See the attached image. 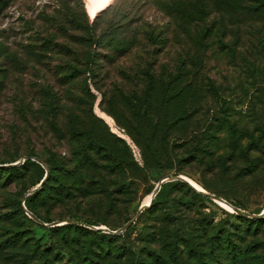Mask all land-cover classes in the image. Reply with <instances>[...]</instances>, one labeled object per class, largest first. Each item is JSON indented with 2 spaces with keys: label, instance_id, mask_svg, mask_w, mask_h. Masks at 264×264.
<instances>
[{
  "label": "rangeland",
  "instance_id": "374dc122",
  "mask_svg": "<svg viewBox=\"0 0 264 264\" xmlns=\"http://www.w3.org/2000/svg\"><path fill=\"white\" fill-rule=\"evenodd\" d=\"M0 167V264H264L186 181L129 224L178 175L264 218V0H0Z\"/></svg>",
  "mask_w": 264,
  "mask_h": 264
},
{
  "label": "trees",
  "instance_id": "16d2710c",
  "mask_svg": "<svg viewBox=\"0 0 264 264\" xmlns=\"http://www.w3.org/2000/svg\"><path fill=\"white\" fill-rule=\"evenodd\" d=\"M199 13H203L202 11L199 12ZM87 17V16H86ZM88 18L84 19V20H80L79 18L75 17L73 18V24L74 23H77V27L78 29H80L81 31H84L85 28L89 27V23L87 20ZM91 32V31H90ZM90 36H89V30H88V36L86 38V40H89ZM67 48V47H66ZM92 57L89 55L88 56V60L85 62V69L88 70L92 64ZM7 162V161H5ZM3 170V168L0 167V171ZM187 183L183 182V181H180V180H175V181H171V182H167V183H164L159 191V193L155 196L154 200H153V203L151 205V208H154V207H158L159 205L163 204L164 202H166L169 198V195H170V187H175V186H180V185H185ZM200 195L201 197H206L205 195L203 194H198ZM228 200V199H227ZM26 204L29 207V201L26 200ZM241 218L245 219L246 222H248V226L251 225V223H264V218L263 219H258V218H252V217H242L240 216ZM247 226V227H248ZM225 229V241H227L228 243V246H231L232 248H236V244L234 243V239L232 238V235H231V231L227 230L226 227H222ZM99 235L100 236H103L105 235V233L101 232V231H98ZM18 239L16 237H12L10 242L12 243V245H18ZM35 244V245H34ZM34 245V247H33ZM33 245H30L29 243V252H28V256L29 254H31V258L33 259L32 261L36 260L37 263L39 264H47L49 261H50V257H51V253H54V250H56V247L53 248L52 250H47V247L44 248V245H42L40 242L38 243H34L33 242ZM240 248V247H238ZM242 249H240V251L237 253L235 252V255L232 256V259L230 264H241L242 263ZM264 260V259H263Z\"/></svg>",
  "mask_w": 264,
  "mask_h": 264
},
{
  "label": "water",
  "instance_id": "95a60500",
  "mask_svg": "<svg viewBox=\"0 0 264 264\" xmlns=\"http://www.w3.org/2000/svg\"><path fill=\"white\" fill-rule=\"evenodd\" d=\"M11 165H15V164H11ZM172 179H174V180H182V181H186V182H188V183L191 184L194 188H196L200 193H202V194H204V195H207V196H211V197L214 198L218 203H220V202H226V203L231 204L230 202H228L225 198H223V197H221V196H218V195H216V194H212V193H210L209 191H207L206 189H199V188H197V187H196V186H195V185L189 180V178H188L187 176H185V175L174 176V177H172ZM43 181H44V180H42L41 183H43ZM166 181H168V180L165 179V180L160 181V183L154 188V190H153V192H152V194H151L152 197H151L150 202H149L148 204H143V205L141 206V208H140L138 214H137L136 216H134V217L131 219V221L129 222V224H130L131 222H133V221L137 218V216H138L140 213H142L147 207H150V206L152 205L155 196L159 193V191H160V189H161L163 183H165ZM220 204H221V203H220ZM221 205H222V204H221ZM231 205H232V204H231ZM232 206L234 207L233 210H236V211H238V212L241 213V214H244V215H247V216H250V217H254V216H252L250 213L244 211L243 209L238 208V207H236V206H234V205H232ZM224 207H225V206H224ZM262 216H264V210H263ZM33 217H34L36 220L42 222V220L39 219L36 215L33 214ZM129 224H128V225H129ZM107 230H109L110 232H113V233H117V232H118V231H112V230H110V229H107Z\"/></svg>",
  "mask_w": 264,
  "mask_h": 264
},
{
  "label": "bare ground",
  "instance_id": "6f19581e",
  "mask_svg": "<svg viewBox=\"0 0 264 264\" xmlns=\"http://www.w3.org/2000/svg\"><path fill=\"white\" fill-rule=\"evenodd\" d=\"M189 180L199 189H204L201 185H199L197 182H195L194 180H192L191 178H189ZM152 197V195H151ZM150 202V197H148L146 200H145V204H148ZM221 203H224L225 205H227L229 208H232L234 209V207L229 204V203H226V202H221Z\"/></svg>",
  "mask_w": 264,
  "mask_h": 264
}]
</instances>
